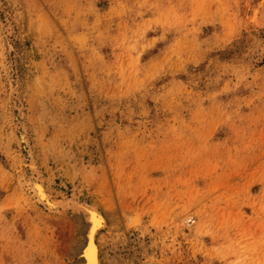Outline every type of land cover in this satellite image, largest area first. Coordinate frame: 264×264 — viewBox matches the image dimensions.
Here are the masks:
<instances>
[{
	"label": "rangeland",
	"instance_id": "obj_1",
	"mask_svg": "<svg viewBox=\"0 0 264 264\" xmlns=\"http://www.w3.org/2000/svg\"><path fill=\"white\" fill-rule=\"evenodd\" d=\"M81 205L99 264H264V0H0V264H83Z\"/></svg>",
	"mask_w": 264,
	"mask_h": 264
},
{
	"label": "bare ground",
	"instance_id": "obj_2",
	"mask_svg": "<svg viewBox=\"0 0 264 264\" xmlns=\"http://www.w3.org/2000/svg\"><path fill=\"white\" fill-rule=\"evenodd\" d=\"M8 26H6V27H8ZM15 108L18 110L17 107H15ZM17 110H15V112H17L18 115H16V116L18 117L19 114H21L22 112L20 113V111L18 112ZM21 126H22V124H21ZM22 129L24 130V128H22ZM22 129L18 133V139H19V141H21V143H26L25 142V140L27 139L25 136L26 134H25V131L24 132L22 131ZM15 139H16V137H15ZM27 143H28V141H27ZM28 152H26V153L28 154ZM36 175H38V174H36ZM34 177H33V179H31V181L29 180V182H30L31 188L34 191V194L36 195L35 197L38 199L37 201H41V202L43 201L45 204L51 205V206H54L55 208H57L58 207L57 203H54V201H52L50 199V197L48 196V194H47V192H46V190L42 184V181L38 180L40 177L39 178H36V176H34ZM81 206H80L81 209L86 213L87 222H88V231H87L85 242H84V244L80 250V257H81V259L83 258V264H99V252H98L97 244L95 242V236L99 230L103 229V227L106 224V221H105L104 216L99 212V210L97 209V207L95 205H89V206L81 205Z\"/></svg>",
	"mask_w": 264,
	"mask_h": 264
},
{
	"label": "built area",
	"instance_id": "obj_3",
	"mask_svg": "<svg viewBox=\"0 0 264 264\" xmlns=\"http://www.w3.org/2000/svg\"><path fill=\"white\" fill-rule=\"evenodd\" d=\"M193 222H194V220H193L192 218H187V219H186V223H187L188 225H192Z\"/></svg>",
	"mask_w": 264,
	"mask_h": 264
},
{
	"label": "water",
	"instance_id": "obj_4",
	"mask_svg": "<svg viewBox=\"0 0 264 264\" xmlns=\"http://www.w3.org/2000/svg\"><path fill=\"white\" fill-rule=\"evenodd\" d=\"M87 231H88V229H87ZM87 235V234H86ZM86 239V238H85ZM80 254V253H79ZM82 260H83V258H82Z\"/></svg>",
	"mask_w": 264,
	"mask_h": 264
}]
</instances>
